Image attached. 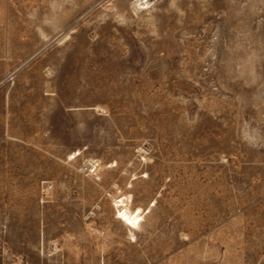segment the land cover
I'll return each mask as SVG.
<instances>
[{
	"label": "rangeland",
	"instance_id": "1",
	"mask_svg": "<svg viewBox=\"0 0 264 264\" xmlns=\"http://www.w3.org/2000/svg\"><path fill=\"white\" fill-rule=\"evenodd\" d=\"M0 264H264V0H0Z\"/></svg>",
	"mask_w": 264,
	"mask_h": 264
},
{
	"label": "bare ground",
	"instance_id": "2",
	"mask_svg": "<svg viewBox=\"0 0 264 264\" xmlns=\"http://www.w3.org/2000/svg\"><path fill=\"white\" fill-rule=\"evenodd\" d=\"M116 202L118 204L120 203L119 205L122 204V208L119 210L118 217L121 218L129 226H135L139 220V214L129 211L122 198L117 199Z\"/></svg>",
	"mask_w": 264,
	"mask_h": 264
}]
</instances>
